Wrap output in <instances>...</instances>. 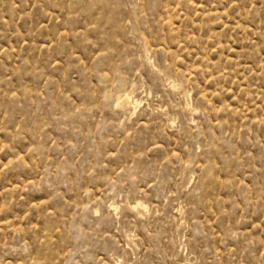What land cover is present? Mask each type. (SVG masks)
Here are the masks:
<instances>
[{"label": "rangeland", "instance_id": "374dc122", "mask_svg": "<svg viewBox=\"0 0 264 264\" xmlns=\"http://www.w3.org/2000/svg\"><path fill=\"white\" fill-rule=\"evenodd\" d=\"M0 264H264V0H0Z\"/></svg>", "mask_w": 264, "mask_h": 264}, {"label": "bare ground", "instance_id": "6f19581e", "mask_svg": "<svg viewBox=\"0 0 264 264\" xmlns=\"http://www.w3.org/2000/svg\"><path fill=\"white\" fill-rule=\"evenodd\" d=\"M132 89H133V88H132ZM132 89H131V92L133 93ZM129 93H130V92H129ZM129 93H128V94H129ZM123 94H125V93H123ZM120 96H121V95H120ZM124 96H125V95H124ZM124 96H123V97H120V98L118 99V101H119V102H118V105H119V104H120V105H121V104H122V105H123V104L126 105L127 102H128V103L132 102L130 99H128V97H126V96L124 97ZM130 98H131V97H130ZM132 98H133V97H132ZM132 98H131V99H132ZM128 100H129L130 102H129ZM134 100H135V99H134ZM136 103H137V102H136ZM128 105H129V104H128ZM128 105H127V106H128ZM135 105H136V104H135ZM129 106H130V105H129ZM117 107H118V106H117ZM119 107H120V106H119ZM119 107H118V108H119ZM122 108H123V106H122ZM111 206H112V205H111ZM134 208H135V207H134ZM137 208H138V207H137Z\"/></svg>", "mask_w": 264, "mask_h": 264}]
</instances>
